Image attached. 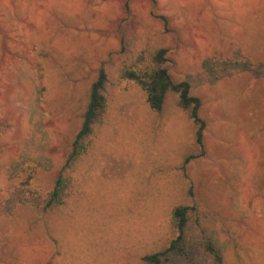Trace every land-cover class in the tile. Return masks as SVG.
<instances>
[{
	"label": "rangeland",
	"instance_id": "rangeland-1",
	"mask_svg": "<svg viewBox=\"0 0 264 264\" xmlns=\"http://www.w3.org/2000/svg\"><path fill=\"white\" fill-rule=\"evenodd\" d=\"M13 1L0 0V264H146L175 236L178 204L222 229L229 264H264V0ZM123 46L168 49L174 80L202 99L204 145L173 94L158 113L113 72L99 156L78 163L74 197L52 214L9 208L15 185L28 197L53 188L90 86ZM29 66L45 86L36 135L54 166L25 185L29 173L8 169L28 151L30 86L17 75Z\"/></svg>",
	"mask_w": 264,
	"mask_h": 264
},
{
	"label": "trees",
	"instance_id": "trees-1",
	"mask_svg": "<svg viewBox=\"0 0 264 264\" xmlns=\"http://www.w3.org/2000/svg\"><path fill=\"white\" fill-rule=\"evenodd\" d=\"M13 3L15 6V0ZM120 53L121 60L117 65L112 60L102 62L98 75L90 86L81 127L59 169L53 188L44 194L31 191L28 197L24 187L15 185L7 205L9 208L28 203L37 213L52 214L61 210L74 197L78 163L91 154L94 163L99 156L95 152L94 137L109 108L108 87L113 72L117 74L119 82L127 80L139 85L145 91L151 108L158 113L165 110L169 96L173 94L177 105L196 125L198 145H204L207 122L201 115L202 99L192 94L191 82L174 80L169 66L168 49L162 47L155 51H136L123 46ZM17 76L20 82L30 86L26 110L29 128L27 135L23 137L24 148L28 151L24 150L26 152L23 157L11 164L8 174L14 180L22 172L29 173L25 182L28 185L39 170L52 169L54 161L46 154L47 141L38 139L36 135L42 129L41 100L45 89L42 75L39 76L29 66L22 75ZM194 157L195 155L187 156L185 162L188 163ZM170 225L175 236L160 249L145 254L143 260L146 264H229L226 260L227 246L221 236L222 229L208 223L205 213L197 206L178 204L173 207Z\"/></svg>",
	"mask_w": 264,
	"mask_h": 264
}]
</instances>
